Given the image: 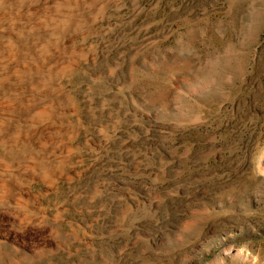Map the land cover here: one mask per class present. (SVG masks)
<instances>
[{
	"label": "rangeland",
	"instance_id": "374dc122",
	"mask_svg": "<svg viewBox=\"0 0 264 264\" xmlns=\"http://www.w3.org/2000/svg\"><path fill=\"white\" fill-rule=\"evenodd\" d=\"M86 14L88 57L62 80L79 105L66 168L32 184L47 220L7 256L264 264V0H106Z\"/></svg>",
	"mask_w": 264,
	"mask_h": 264
},
{
	"label": "bare ground",
	"instance_id": "6f19581e",
	"mask_svg": "<svg viewBox=\"0 0 264 264\" xmlns=\"http://www.w3.org/2000/svg\"><path fill=\"white\" fill-rule=\"evenodd\" d=\"M42 1L0 0V264H23L16 251L7 256V244L40 234L36 224L47 213L32 184L51 186L65 171L55 163L77 131L70 115L79 105L62 80L88 57L76 44L96 30L86 11L106 2L55 0L50 10L40 9ZM21 218L30 220L26 227Z\"/></svg>",
	"mask_w": 264,
	"mask_h": 264
}]
</instances>
